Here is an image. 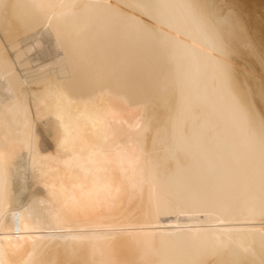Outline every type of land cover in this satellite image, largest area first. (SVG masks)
Returning a JSON list of instances; mask_svg holds the SVG:
<instances>
[{
	"label": "bare ground",
	"instance_id": "bare-ground-1",
	"mask_svg": "<svg viewBox=\"0 0 264 264\" xmlns=\"http://www.w3.org/2000/svg\"><path fill=\"white\" fill-rule=\"evenodd\" d=\"M261 118L245 0H0V264H264Z\"/></svg>",
	"mask_w": 264,
	"mask_h": 264
},
{
	"label": "rangeland",
	"instance_id": "rangeland-1",
	"mask_svg": "<svg viewBox=\"0 0 264 264\" xmlns=\"http://www.w3.org/2000/svg\"><path fill=\"white\" fill-rule=\"evenodd\" d=\"M245 1H247L251 6H253V8H255V15L257 16V18L262 20V22L264 23V0H245ZM22 153L21 154L24 155V157H25V152L22 151ZM21 159H23V156H22V158H19L18 160H21ZM19 188H20V193L22 194V195L20 194L21 195L20 197L23 200V197H24L23 194L26 195L27 187H25V188L19 187ZM22 190L23 191L25 190L26 192H22ZM21 198H20V200H21ZM24 201H25V199H24Z\"/></svg>",
	"mask_w": 264,
	"mask_h": 264
},
{
	"label": "snow or ice",
	"instance_id": "snow-or-ice-1",
	"mask_svg": "<svg viewBox=\"0 0 264 264\" xmlns=\"http://www.w3.org/2000/svg\"><path fill=\"white\" fill-rule=\"evenodd\" d=\"M190 7L192 8V10L195 12L197 10V6L195 3H191L190 4ZM227 67H226V73H227ZM260 131H261V135H262V138H264V118H261V121H260ZM14 220H15V217H14ZM15 230L18 232L19 231V226H18V221L16 223V228Z\"/></svg>",
	"mask_w": 264,
	"mask_h": 264
}]
</instances>
